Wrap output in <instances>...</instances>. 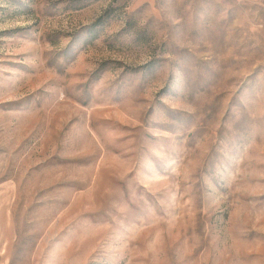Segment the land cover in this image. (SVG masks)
<instances>
[{"label": "rangeland", "instance_id": "rangeland-1", "mask_svg": "<svg viewBox=\"0 0 264 264\" xmlns=\"http://www.w3.org/2000/svg\"><path fill=\"white\" fill-rule=\"evenodd\" d=\"M0 264H264V0H0Z\"/></svg>", "mask_w": 264, "mask_h": 264}]
</instances>
